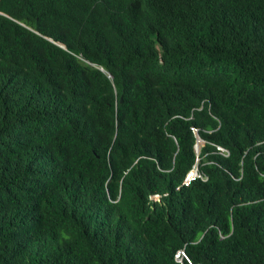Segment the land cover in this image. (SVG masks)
I'll use <instances>...</instances> for the list:
<instances>
[{
  "label": "trees",
  "instance_id": "trees-1",
  "mask_svg": "<svg viewBox=\"0 0 264 264\" xmlns=\"http://www.w3.org/2000/svg\"><path fill=\"white\" fill-rule=\"evenodd\" d=\"M0 264H264V0H0Z\"/></svg>",
  "mask_w": 264,
  "mask_h": 264
},
{
  "label": "built area",
  "instance_id": "built-area-1",
  "mask_svg": "<svg viewBox=\"0 0 264 264\" xmlns=\"http://www.w3.org/2000/svg\"><path fill=\"white\" fill-rule=\"evenodd\" d=\"M198 152V150H197ZM200 177V174L198 173V168H194L185 178V184L186 185H189L191 183L192 180L196 179ZM184 256H185V252L183 250H180L177 254H176V260L179 262V263H182L183 262V259H184Z\"/></svg>",
  "mask_w": 264,
  "mask_h": 264
},
{
  "label": "water",
  "instance_id": "water-1",
  "mask_svg": "<svg viewBox=\"0 0 264 264\" xmlns=\"http://www.w3.org/2000/svg\"><path fill=\"white\" fill-rule=\"evenodd\" d=\"M199 146H200V145L198 144V145H197V150H198V153H199Z\"/></svg>",
  "mask_w": 264,
  "mask_h": 264
},
{
  "label": "rangeland",
  "instance_id": "rangeland-1",
  "mask_svg": "<svg viewBox=\"0 0 264 264\" xmlns=\"http://www.w3.org/2000/svg\"><path fill=\"white\" fill-rule=\"evenodd\" d=\"M201 145L199 146V152H200Z\"/></svg>",
  "mask_w": 264,
  "mask_h": 264
}]
</instances>
